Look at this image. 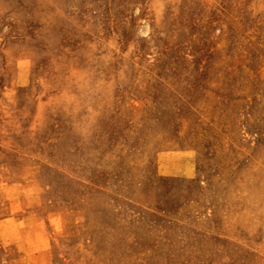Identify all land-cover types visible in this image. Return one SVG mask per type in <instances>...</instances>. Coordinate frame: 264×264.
Instances as JSON below:
<instances>
[{"label": "rangeland", "instance_id": "obj_1", "mask_svg": "<svg viewBox=\"0 0 264 264\" xmlns=\"http://www.w3.org/2000/svg\"><path fill=\"white\" fill-rule=\"evenodd\" d=\"M0 264H264V0H0Z\"/></svg>", "mask_w": 264, "mask_h": 264}]
</instances>
